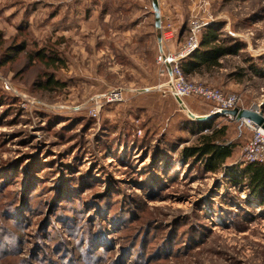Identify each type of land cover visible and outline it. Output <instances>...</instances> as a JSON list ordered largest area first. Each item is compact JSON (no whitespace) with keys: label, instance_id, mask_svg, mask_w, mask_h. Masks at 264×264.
I'll list each match as a JSON object with an SVG mask.
<instances>
[{"label":"rangeland","instance_id":"rangeland-1","mask_svg":"<svg viewBox=\"0 0 264 264\" xmlns=\"http://www.w3.org/2000/svg\"><path fill=\"white\" fill-rule=\"evenodd\" d=\"M156 2L171 28L165 49L203 21L241 48L186 81L233 93L264 117V0ZM150 3L0 0V264H264V205L227 180L244 167L249 132L213 115L201 126H228L233 159L217 174L180 161L200 125L166 91ZM39 49L65 66L29 61ZM46 74L63 88L42 91ZM158 85L161 100L134 108L147 100L139 91ZM114 89L125 102L92 118L95 99ZM183 104L211 112L194 98Z\"/></svg>","mask_w":264,"mask_h":264},{"label":"trees","instance_id":"trees-1","mask_svg":"<svg viewBox=\"0 0 264 264\" xmlns=\"http://www.w3.org/2000/svg\"><path fill=\"white\" fill-rule=\"evenodd\" d=\"M200 34L197 50L179 62L182 75L187 80L200 76L203 72L222 68L223 59L241 50L236 43L232 45L234 42L232 39L222 37L216 27L207 26L201 30ZM178 35L182 36L181 32ZM19 50L12 51L14 53ZM28 59L50 70L62 69L65 66L63 57L52 49L33 51L29 53ZM63 86V83L58 82L50 74H46L40 82V89L50 93L62 89ZM183 122L193 123L188 119ZM197 124L200 126L193 128L194 133L198 135L197 144L182 149L179 159L184 164L200 165L204 173L217 174L224 164L233 159L235 143L227 140L228 126L226 124L219 128L213 125L201 126L202 123L199 122ZM204 131L206 132L203 134ZM234 173L227 177L229 184L238 190L245 191L250 204L256 203L259 208L262 207L264 205V165L245 164L242 171Z\"/></svg>","mask_w":264,"mask_h":264},{"label":"built area","instance_id":"built-area-1","mask_svg":"<svg viewBox=\"0 0 264 264\" xmlns=\"http://www.w3.org/2000/svg\"><path fill=\"white\" fill-rule=\"evenodd\" d=\"M211 22L212 21L191 23L188 28L186 41L176 49L177 51L172 52L165 50L164 47V41L167 42L171 38H167L171 36V28H163L160 24L157 30L160 31L159 35L161 39L157 45L159 51L155 64L158 66L160 75L168 79L166 86L167 93L172 97L177 96L182 102L184 99L194 98L202 103H209L211 105L210 114L212 115L220 114L222 111H232L233 109H246L241 105L237 95L233 93L225 94L220 89L187 82L182 75L179 62L197 50L201 30L209 26ZM163 30H165V32H163ZM125 100L126 96L124 90H110L103 95H99V97L95 99L94 108L90 110L89 114L92 118H97L100 108L104 105L121 104L125 102ZM250 108H254L257 112H260L259 107ZM223 117L237 125L240 136L244 131L249 132V138L243 147L244 152L241 163L243 165L249 163L264 165V130L249 121H235L229 115H224Z\"/></svg>","mask_w":264,"mask_h":264},{"label":"water","instance_id":"water-1","mask_svg":"<svg viewBox=\"0 0 264 264\" xmlns=\"http://www.w3.org/2000/svg\"><path fill=\"white\" fill-rule=\"evenodd\" d=\"M152 6H153L152 7L153 16H154V19L156 21L155 22V29L157 30V28H159V26H160L158 6L156 5L155 1L152 4ZM160 39H161L160 35H158L157 36V42L158 43L160 42ZM173 98L175 99L177 105L185 111L188 119L202 123V122L208 120L209 118H211V116H213L212 114L204 115V116H195L185 108L183 102L177 96H174ZM224 115H229L235 121L245 120V121L252 122L254 125H256L257 127H260L262 130H264V117H263L261 111L257 112L254 108L233 109L232 111H222L220 114H217L215 116L218 117V116H224Z\"/></svg>","mask_w":264,"mask_h":264},{"label":"crops","instance_id":"crops-1","mask_svg":"<svg viewBox=\"0 0 264 264\" xmlns=\"http://www.w3.org/2000/svg\"><path fill=\"white\" fill-rule=\"evenodd\" d=\"M154 1H155V3H156V5L158 6V11L159 12H163L162 11V8H161V6L159 5V3H157L156 1L157 0H151V3H150V6H151V9H152V4L154 3ZM159 1V0H158ZM160 18V17H159ZM160 20V19H159ZM153 29H154V31L156 30L155 29V19H154V16H153ZM160 22H161V20H160ZM158 36V35H157ZM156 42H157V37H156ZM179 44L180 43H178V46H179ZM157 45H158V42H157ZM177 46V47H178ZM176 47V48H177ZM172 48H168V47H166V49L165 50H167V51H169V52H172L173 50H171ZM157 50H158V46H157ZM159 51V50H158ZM158 51H157V53H158ZM160 86L161 85H158V87L157 88H145V89H143L142 91H139L138 93H137V95H140L139 97H137L138 99H141L140 97H142L143 99H144V97H146L147 98V100H144V101H140V100H135L134 101V108H136V109H138V110H142V109H144V107L145 108H150L151 106H152V104H154V103H152V102H150L149 101V98L150 97H153L154 96V98H158V100L157 101H159V100H161L162 98H163V96L162 95H156V93L158 92V90H160ZM150 94H153V95H150ZM145 98V99H146ZM174 102H176L175 100H174ZM156 104V103H155ZM177 104V103H176ZM157 105V104H156ZM159 105H160V102H159V104L157 105L158 107H159ZM250 108V107H249Z\"/></svg>","mask_w":264,"mask_h":264}]
</instances>
